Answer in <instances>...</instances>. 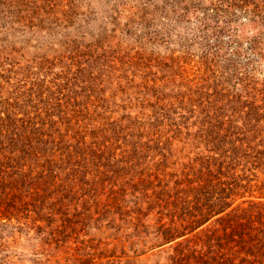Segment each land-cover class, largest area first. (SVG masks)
<instances>
[{
  "label": "rangeland",
  "instance_id": "rangeland-1",
  "mask_svg": "<svg viewBox=\"0 0 264 264\" xmlns=\"http://www.w3.org/2000/svg\"><path fill=\"white\" fill-rule=\"evenodd\" d=\"M143 1L76 0L78 16L73 26H65L69 0H0V140L3 129L19 127L16 119L34 116L35 106L49 102L56 136L68 133L59 143L56 160L61 159L60 165L70 157L81 161L72 166L75 189L86 190L78 193L76 205L92 212L96 200L112 206L111 213L89 215L76 227L80 234L74 232L59 244L55 239L45 242L46 235L31 228V219L3 220L0 264H79L78 258H94L91 264H164L166 253L151 248L161 225L155 217L146 222L150 234L137 225L135 196L139 206L148 207L144 190L151 197L161 192L167 174L181 173L208 153L201 130L208 109H217L223 116L218 119L221 126L230 125L233 133L235 127L244 128L252 108L257 117L264 112V58L243 48L240 55L223 50L217 62L205 65L203 50L192 39L195 23L188 21L186 29L180 23L163 30L157 26L153 29L158 36L147 35L136 21ZM35 10L34 21H29ZM42 17L57 22L34 27ZM185 39L192 45L188 52L180 43ZM210 94L221 99L216 107L204 100ZM75 106L82 111L73 113ZM61 116H67L69 128ZM253 124L257 128L245 127L251 140L249 148L242 149L246 156L264 150V116ZM76 133L88 141L94 133L102 142L109 139L104 141L107 148L101 147L103 156H88V151L80 156L83 149L74 144ZM141 145L144 152L140 148L139 156H121ZM27 159L20 162L29 166ZM8 168L11 173L28 169ZM262 170L252 169L251 163L238 166V175L252 180L248 189L239 191L242 197L236 204L242 203V208L264 203ZM53 175L71 183L61 170ZM117 192L127 204L119 211L112 200Z\"/></svg>",
  "mask_w": 264,
  "mask_h": 264
},
{
  "label": "trees",
  "instance_id": "trees-1",
  "mask_svg": "<svg viewBox=\"0 0 264 264\" xmlns=\"http://www.w3.org/2000/svg\"><path fill=\"white\" fill-rule=\"evenodd\" d=\"M156 2H161L163 6L159 7ZM75 3L76 0H69L70 11L64 14L66 20L62 22L65 26H73L78 16ZM139 6L136 21L146 29L147 35L152 33L158 36L159 32L154 30L157 26L163 30L169 28L170 23H180L186 29L188 21L195 23L190 28L192 39L197 40L196 44L203 50L205 65L217 62L223 50L240 55L243 48L255 57L264 58V0H144ZM36 11L29 16V21H34ZM4 15L3 18L7 19L8 16ZM19 18L25 21L24 16ZM52 22L49 17H42L34 27L44 28V25L50 26ZM174 30L175 26L170 32ZM249 35L251 39L244 41V37ZM180 43L186 52L192 46L189 39ZM208 89L205 87L204 91ZM215 94L219 95L218 92ZM210 95V98H203L208 105L216 107L221 99ZM34 108V116L26 114L16 119L20 121V126H14L13 130L7 127L1 134L0 223H4L3 220L13 222L16 219L20 223L21 218L31 219V228L39 235L45 234V242L55 239L57 244L65 243L66 237L76 233V227L86 221L89 215L111 213L112 206L103 203V200H96L94 212L86 205L78 208L76 203L81 195L79 198L77 195L86 190L75 189L76 170L72 166L81 165V161L70 157L60 165L61 159L56 160L55 155L59 143H64L68 133L56 136L58 130L54 129L52 104L45 101L43 106ZM77 108L75 106L71 111H82ZM208 110L203 119L204 127L201 128L208 153L194 164L184 167L181 173L167 174L169 178L161 192H154L151 197L143 194L144 190L142 199L145 197L143 201L149 204L148 207H144L143 203L139 206L135 196L133 202L137 207L132 212L137 214V225L140 223L148 234L150 231L147 227L150 224L146 222L149 223L155 217L160 223L156 232L157 242L151 248L166 253L164 264H264V203L253 202L247 208H242V203L236 204L242 197L240 189H248L252 181L248 176L238 175V166L245 162L251 163L252 169L264 168V150H257L252 156H246L242 151L245 146L249 148L247 144L251 142L246 136L245 127L257 128L253 123L262 119L264 112L261 111L257 117L252 108L253 112L245 118L244 128L235 127L233 131L236 133H233L230 125L221 126L218 119L223 116L217 109ZM60 120L63 123L68 118L61 116ZM66 122L69 128V120ZM90 137L91 141L78 133L73 136L74 144L83 149L80 156H87V151L88 156H103L99 154L101 147L106 149L104 141L108 142L109 139L102 142L97 133ZM194 139L198 140L197 135ZM143 147H134L130 152L124 150L121 156H139L140 148L144 152ZM26 157L29 166L20 162ZM16 166H27L28 169L17 173L8 170V167ZM56 170L68 174L64 178L66 181L71 180V183H63L62 175L52 176ZM58 180L62 181V185L56 182ZM171 183L172 188H169L167 185ZM121 196L118 192L112 196L118 206L117 211L127 206ZM167 217L169 220L165 222ZM93 259L78 258V261L79 264H91Z\"/></svg>",
  "mask_w": 264,
  "mask_h": 264
}]
</instances>
